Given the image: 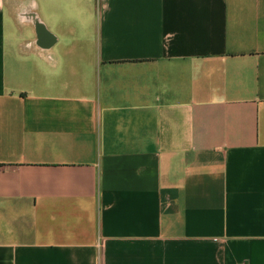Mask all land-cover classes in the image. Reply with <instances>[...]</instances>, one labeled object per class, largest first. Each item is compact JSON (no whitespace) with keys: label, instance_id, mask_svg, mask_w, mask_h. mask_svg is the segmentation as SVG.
Wrapping results in <instances>:
<instances>
[{"label":"crops","instance_id":"crops-1","mask_svg":"<svg viewBox=\"0 0 264 264\" xmlns=\"http://www.w3.org/2000/svg\"><path fill=\"white\" fill-rule=\"evenodd\" d=\"M0 264H264V0H0Z\"/></svg>","mask_w":264,"mask_h":264}]
</instances>
